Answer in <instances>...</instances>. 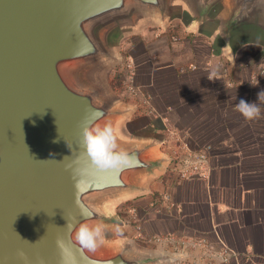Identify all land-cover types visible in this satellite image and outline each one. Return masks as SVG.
I'll return each mask as SVG.
<instances>
[{
  "label": "water",
  "instance_id": "water-1",
  "mask_svg": "<svg viewBox=\"0 0 264 264\" xmlns=\"http://www.w3.org/2000/svg\"><path fill=\"white\" fill-rule=\"evenodd\" d=\"M193 1L202 17L227 1L229 26L264 22V0ZM165 10L166 0H0V264H60L58 237L75 264L157 262L126 246L81 251L66 226L83 222L77 195L88 222L105 224L110 219L96 202L138 190L136 178L161 167L149 145L119 144L134 156L132 166L96 170L81 146L82 127L103 126L122 112L79 76L109 57L101 36L108 25ZM69 167L83 172L78 194Z\"/></svg>",
  "mask_w": 264,
  "mask_h": 264
},
{
  "label": "crops",
  "instance_id": "crops-1",
  "mask_svg": "<svg viewBox=\"0 0 264 264\" xmlns=\"http://www.w3.org/2000/svg\"><path fill=\"white\" fill-rule=\"evenodd\" d=\"M145 15L158 18L161 29L152 25L154 20L134 23ZM229 15L227 1L202 17L193 0H166L162 16H132L127 34L138 42L130 54L137 65L135 80L152 95L156 118L144 112L139 98L114 97L108 79L94 88L105 90V101L115 102L114 108L132 121L131 134L138 132L132 142L149 145V153L157 150L155 159L162 161L159 170L142 176L159 179L154 195L141 200L140 234L147 240L203 239L214 249L236 253L238 264H264V113L248 123L235 109L241 99L258 103V93L264 91V80L251 84L253 70L245 67L264 65V22L252 19L229 26ZM102 41L107 43L105 37ZM190 64L199 69L179 73ZM170 130L194 147L211 146L207 179L180 182L168 169L165 159L174 143H162ZM137 186L128 192L130 200L136 192L146 193L147 187ZM193 257L200 263L208 260L199 250L187 254V259Z\"/></svg>",
  "mask_w": 264,
  "mask_h": 264
},
{
  "label": "rangeland",
  "instance_id": "rangeland-1",
  "mask_svg": "<svg viewBox=\"0 0 264 264\" xmlns=\"http://www.w3.org/2000/svg\"><path fill=\"white\" fill-rule=\"evenodd\" d=\"M169 1L172 2L173 0H168V2ZM143 19H149L150 21L154 20L151 21L152 25L158 27V29H161L159 27V19L153 17L152 15L142 16V18L135 20V22H130V20L118 21L111 25H108L105 29H103V31L101 32V36L105 37L106 39L107 43H104V46L109 53V57L103 59L93 66L82 69L79 76L80 80L88 86L95 87L96 85L101 86V83L104 80L106 81L108 79L109 86L107 87L112 92H114V97L128 99V97L130 96L124 88L125 72L123 70V66L129 60H132L134 62L130 54L133 52L131 51V49L136 46L138 42L136 39H130L132 36H128L127 31L131 27V23H138ZM173 21H175L174 18L172 19V22ZM152 30L157 31V28H152ZM139 36L140 35H138L137 37ZM134 65L136 67L137 77V65L136 63H134ZM104 91L105 90H103L101 93L99 91V94L103 100H105L103 95ZM126 95L128 97H126ZM109 104H113V107H117L115 102ZM126 119L127 118L121 115L112 119L108 124H111L115 129L118 143H122L121 145L137 144L132 141L135 138L134 135H137L138 132H132L131 134L130 126L133 125V123H131L132 121L130 122L129 119ZM149 154L154 159L158 157L157 150H151ZM158 179L159 178L145 176L137 177L136 184H139V186L144 189L147 187V191H145L146 193L144 194H140L141 192H136V194L134 195L137 196L133 200H130V197H132L131 194L124 193L102 198L96 202L98 208L103 211L105 215L110 219L108 223H105V225L107 226L106 242L101 246V248L115 249L126 246L134 255L152 256L153 258H156L157 262H155L154 264H178L179 262L183 263V260L181 259H183L184 256L179 258L180 260H175L177 259V256L174 255L175 250L172 247H165L161 242H157L156 237L154 236H152L150 240H145V234L142 235L140 234L141 230H137L138 224L141 223V214L139 211V209H142L140 205L141 200L146 195H154L155 190L153 188V185L158 182ZM131 201L136 202L132 204ZM117 226L120 229L119 232L115 231V228ZM131 246H134L136 248L133 249ZM136 249H138V251Z\"/></svg>",
  "mask_w": 264,
  "mask_h": 264
},
{
  "label": "clouds",
  "instance_id": "clouds-1",
  "mask_svg": "<svg viewBox=\"0 0 264 264\" xmlns=\"http://www.w3.org/2000/svg\"><path fill=\"white\" fill-rule=\"evenodd\" d=\"M208 79L210 81L214 80V76H209ZM257 99L258 103H248L241 99L235 106L236 111L245 122L251 123L262 118L264 107H261V105L264 104V91L258 93ZM81 136L83 151L96 170L104 171L112 169L119 171L132 166L134 156L120 147L116 131L111 124L88 126L85 123L81 130ZM67 171L70 172L73 187L78 194L81 191L83 172L81 169L73 167H69ZM74 205L80 210L83 222L67 224L66 229L69 233V242H73L81 251L94 253L106 242L107 226L102 222L91 224L88 222V213L81 207L78 195L74 200ZM115 231H120L118 226L115 228ZM55 245L58 250L60 264H75L71 249L63 237H58ZM16 256L21 261L27 262L28 260V257L22 250H18Z\"/></svg>",
  "mask_w": 264,
  "mask_h": 264
},
{
  "label": "built area",
  "instance_id": "built-area-1",
  "mask_svg": "<svg viewBox=\"0 0 264 264\" xmlns=\"http://www.w3.org/2000/svg\"><path fill=\"white\" fill-rule=\"evenodd\" d=\"M175 42L176 38L173 39ZM249 70H253L250 76V83L253 85H258L264 80V65H245ZM199 69L198 65L190 64L187 67H182L179 69L180 74L196 72ZM123 70L125 72V82L124 88L126 92L132 98H139L141 106L144 112L151 118H156L157 113L153 108L152 96L144 91L140 86L135 83L136 78V67L132 60L127 61ZM174 143L170 146V151L168 157L165 159L168 169L176 174L177 179L181 182L183 180L189 179H207L209 173L208 162L212 152L210 145H202L201 147H194L190 145L186 139L175 131L170 130L168 132V138L163 144ZM164 200H168V196L165 195ZM173 206V205H172ZM162 208H158L157 212L161 213ZM137 230L140 231V224L137 226ZM145 240L147 238L144 237ZM157 242L169 245L175 250V260H180L184 256L182 262L183 264H231L240 263V259L236 253L231 251L226 247H221L220 249H214L206 240L200 239L195 240H184L176 238H163L156 239ZM193 250H199L204 256L208 258L206 263H200L199 259L191 258L187 259V254L193 252ZM201 255V254H200ZM192 257V256H191Z\"/></svg>",
  "mask_w": 264,
  "mask_h": 264
}]
</instances>
